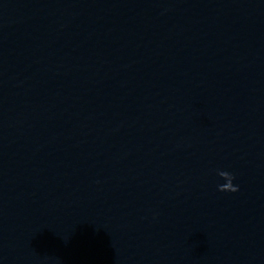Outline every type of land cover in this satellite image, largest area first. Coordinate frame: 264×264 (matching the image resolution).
I'll list each match as a JSON object with an SVG mask.
<instances>
[{
	"label": "clouds",
	"instance_id": "obj_1",
	"mask_svg": "<svg viewBox=\"0 0 264 264\" xmlns=\"http://www.w3.org/2000/svg\"><path fill=\"white\" fill-rule=\"evenodd\" d=\"M217 175L225 181L223 184H218V190L221 192H237L239 191V186L233 184L235 175L228 171L218 170Z\"/></svg>",
	"mask_w": 264,
	"mask_h": 264
}]
</instances>
